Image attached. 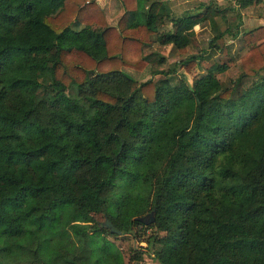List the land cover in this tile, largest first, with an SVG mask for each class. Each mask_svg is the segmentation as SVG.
Segmentation results:
<instances>
[{"label": "trees", "instance_id": "1", "mask_svg": "<svg viewBox=\"0 0 264 264\" xmlns=\"http://www.w3.org/2000/svg\"><path fill=\"white\" fill-rule=\"evenodd\" d=\"M119 2L109 24L92 0H0V264H135L95 212L152 227L157 264H264V25L241 33L227 84L214 62L133 87L122 67L162 59L143 52L150 33L184 53L209 12Z\"/></svg>", "mask_w": 264, "mask_h": 264}, {"label": "rangeland", "instance_id": "2", "mask_svg": "<svg viewBox=\"0 0 264 264\" xmlns=\"http://www.w3.org/2000/svg\"><path fill=\"white\" fill-rule=\"evenodd\" d=\"M239 1L240 0L234 3L237 4ZM118 2L117 0H102L101 2H99V4L102 5L103 9L105 10L108 21L112 24L115 22V19L119 14V8L121 5H118ZM228 2L229 4H231V2L233 1L231 0V2ZM235 4L229 7V10H226L220 18L216 16V18L213 19V25L216 31L226 29L227 31H230V33L226 32L219 38H216L215 43L211 47L208 46L207 41L213 31L211 32L207 28L211 25H208L206 22H204L201 25L203 27L199 29L197 36L191 39L190 43L187 46V50L184 53H179L174 48L169 50L167 47L165 49L164 47H158L159 52H166V55L162 57L164 58L163 62L158 63L153 57H151L147 62L148 65L144 66L142 69L122 67L132 76V86H136L138 82L147 78L157 80L158 78H161L165 75L169 78L171 83L175 82L181 75H184L186 82L190 84L193 74H204L207 67L214 62L228 63L226 64L227 67L225 70L217 72L215 73V75L223 84L229 83L230 80L235 78L241 72V67L237 55L243 51V47L237 44L235 37H233L231 33L238 31V24L241 16V14L239 13V8H237ZM167 26L168 24L165 25L163 23L160 28H166ZM143 51L147 52L148 49H144ZM189 55H193L191 57L194 58V64L189 71H186L181 64V60L182 62H184L185 58ZM152 69H156L158 71L156 73H153ZM251 80V77L243 78L242 85H248ZM92 216L94 221L98 223H101L104 220V216L101 212H95ZM101 229L106 230V227L103 225ZM154 231L155 230L150 226L134 224L131 225L130 232L113 234L111 232L104 231L103 235L105 236V238L116 244L118 248H120L124 261L132 262L135 264H157V262L151 257L149 252L150 249L145 245L146 243L144 241V238H146L148 234H151ZM158 233L162 234L163 232L160 231ZM138 251H140V253L142 252L140 254V257L136 261H131V256L133 254L138 255Z\"/></svg>", "mask_w": 264, "mask_h": 264}, {"label": "crops", "instance_id": "3", "mask_svg": "<svg viewBox=\"0 0 264 264\" xmlns=\"http://www.w3.org/2000/svg\"><path fill=\"white\" fill-rule=\"evenodd\" d=\"M102 0H99L96 2V4L101 8L102 12L104 13L105 19L107 23L112 24L108 21L107 15L105 13V10L103 9V6L99 4ZM119 0H117L118 2ZM231 0H164L165 6L168 8V15L173 16V17H178L186 14H193L197 12H202L204 9L208 8L209 12V17H207L205 20L202 21H197L192 25L190 29L187 30L186 32V37H188L189 42L186 44L185 48L187 50V46L190 43L191 39L193 37L197 36V33L199 29H201L203 26H201L204 22H206L208 25L210 24L211 26H208L207 28L213 33L211 36L208 38V46H212L216 38H219L222 34L224 33H230V31H227L226 29H221V30H215L214 25H213V19L217 17H221L223 13H225L226 10H229V7L234 5V2H229ZM120 3L118 2V5ZM105 5V4H103ZM237 8H239V13L241 14L240 16V21H239V29L237 32H231L233 37H235V40L237 41V44L243 47V51L240 52L237 56L239 59V56L246 50L247 46L244 43V41L241 38V33L243 31L249 30L255 26L258 25H264V0H240L237 4H235ZM122 12V7L120 6L119 8V14L117 15L116 19L119 17V15ZM226 15V14H224ZM170 17H164V24L168 26L165 28H158L160 31L161 29H171L172 28V22L169 19ZM115 19V21H116ZM115 23V22H114ZM113 23V24H114ZM205 31V30H204ZM236 31V29H235ZM157 33L153 32L148 35L149 40L151 41L150 44L146 45L143 47L144 49H148L147 52H157L159 55L164 57L166 55V52H159L158 47H164V49L167 47L169 50L171 49H176L170 42L164 43V44H159L156 40ZM157 47V48H156ZM144 52V51H143ZM164 61V58L161 59V62ZM158 62V63H161ZM228 64L227 62H225ZM148 63L145 65L147 66ZM124 70V68H122ZM126 71V70H125Z\"/></svg>", "mask_w": 264, "mask_h": 264}, {"label": "water", "instance_id": "4", "mask_svg": "<svg viewBox=\"0 0 264 264\" xmlns=\"http://www.w3.org/2000/svg\"><path fill=\"white\" fill-rule=\"evenodd\" d=\"M135 218L138 221H141V222H144V223L151 222L153 220L151 212H147L146 214L141 215V216H136ZM103 222H104V225L106 227H108L111 232L116 233V234L120 233V230L118 228H116L107 218H105Z\"/></svg>", "mask_w": 264, "mask_h": 264}, {"label": "built area", "instance_id": "5", "mask_svg": "<svg viewBox=\"0 0 264 264\" xmlns=\"http://www.w3.org/2000/svg\"><path fill=\"white\" fill-rule=\"evenodd\" d=\"M92 1H94V2H98L99 0H92ZM233 2H236V1H238V0H232Z\"/></svg>", "mask_w": 264, "mask_h": 264}]
</instances>
